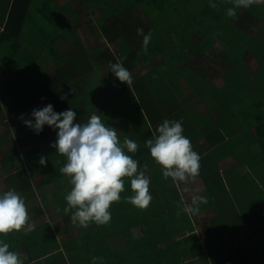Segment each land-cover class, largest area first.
<instances>
[{
	"label": "crops",
	"instance_id": "obj_1",
	"mask_svg": "<svg viewBox=\"0 0 264 264\" xmlns=\"http://www.w3.org/2000/svg\"><path fill=\"white\" fill-rule=\"evenodd\" d=\"M116 4L117 0H0V194L15 189L35 224L34 231H13L3 238L9 240L10 250L22 253L24 264H75L61 255L63 244L80 231H85L82 241L86 245L104 240L107 232L100 230L106 226L96 223L88 227L72 223L71 212L65 213L70 178L58 183L47 162L35 163L43 153L44 141L19 117L32 119L33 109L51 104L57 113L75 111L78 123L93 113L101 116L110 110L122 125V117L135 116L142 104L138 88H154L150 73L170 60L166 55L145 67L137 65L129 84L110 72L109 62L123 64L122 57L116 60L114 55L122 44L109 41L101 21L106 20L104 8ZM220 4L233 7L230 0ZM260 5L264 0L247 9ZM151 9L148 21L159 14L156 7ZM255 12L230 18L240 34L234 51L217 43L199 49V31L193 34V53L179 40L174 43L182 50L173 75L190 68L194 82L208 84L206 92L195 90L183 108V99L178 97L175 111L182 120L183 134L201 156L200 175L187 185L171 180L173 190L157 196L164 204L161 215L146 224L130 222L133 225L125 233L129 244L122 241L121 223L113 219L116 224L109 239L114 236L120 248L128 249L131 260L142 240L157 243L154 264H225L228 260L264 264V158L258 153L262 148L258 125L249 120V116L256 121L264 116V97H259L256 88L250 90L257 94L251 98L243 93L253 84L264 87V11ZM237 83L241 92H234ZM92 92H98L96 97L104 93V103ZM106 102H115L112 110ZM118 108L129 112H118ZM135 124L140 125V120ZM259 127L264 128V120ZM132 132L120 129V141L125 136L132 139ZM148 155L147 164H157ZM185 187L191 191L185 192ZM193 195L204 197L207 203H200L197 212H184ZM31 204L37 206L32 209ZM136 208L131 212H137ZM97 233L96 239L85 240ZM161 251L166 256H157Z\"/></svg>",
	"mask_w": 264,
	"mask_h": 264
},
{
	"label": "trees",
	"instance_id": "obj_2",
	"mask_svg": "<svg viewBox=\"0 0 264 264\" xmlns=\"http://www.w3.org/2000/svg\"><path fill=\"white\" fill-rule=\"evenodd\" d=\"M221 1L211 0L212 3L217 5L216 8H212L209 6L210 0H117L116 5H108L102 11V16L105 15L106 20L101 21V25H103L109 41L115 45H118V43L122 44L121 51L118 54H114L116 60L122 57L124 67L130 72L134 71L137 65L145 67L154 58H163L166 55L170 57L169 61H165L150 73L155 83L153 85L154 88L148 89L145 87L142 90L140 89L143 86L138 88V94H140L142 104L138 107V113L135 116H123L122 125H118L117 117L113 111L107 110L105 112L106 114L101 115V119L105 125L111 127L117 126L118 134H120V129L125 127L126 130L133 131L132 139H143L137 152L129 153V155L140 162L138 170L144 171L145 175L150 178L149 190L152 201L147 209L136 208L137 212H131L134 206L125 199L133 195L130 179L123 178L125 181V189L120 194L121 200L114 202L109 209L113 218L108 224L101 225L106 226L100 230H105L107 237L104 236V240L100 242L97 241L86 245L82 241V234L85 231H80L78 235L70 238L68 243L63 244L64 251H61V255L65 260L68 257L69 261H74L76 262L75 264H92V257H98L102 258V260L98 259L96 264H154L152 260L154 257L153 250L157 246L156 242L151 245L145 244L142 240L138 242V249L134 252L135 260H131L128 249L122 246L120 248V244L115 241L114 236L109 239L113 232L112 227L116 224L113 219L121 223V233L123 234L126 233V229H129L133 225H130V222H145L146 224L152 221L153 218L155 219L161 215L159 209L163 208L164 204L160 200L161 197L159 195H162L163 192L165 193L166 190H173L172 187H169L172 178H168V180L163 178L160 165L155 163L147 164L145 159L149 157L147 151L149 149L145 147V142L146 139L153 138V133L157 131L158 126L163 123L164 119L178 120L177 114H175L178 97L183 99L182 106H180V108H183L186 100L195 93V90L204 89V92H206V86L208 84L204 80H196L194 82L190 68H187L184 74L173 75L174 67L178 65L176 63L182 50L181 47L178 48L180 46L179 44L174 43H177L179 40L185 47L191 48V53H193V34L195 31H199L201 36L200 42H197L200 43L199 49L207 50L209 48L206 47L214 46L216 43L225 46L230 51L236 49V41L239 39L240 34L235 32L232 20L226 15L225 11L228 9V6L221 5ZM146 2H148V8L144 6ZM152 7H156L159 10V14L154 19L148 21L147 15L152 10ZM253 11L261 14L264 11V5H260L255 10L252 8H238L236 13H239V17H245L249 12L252 13ZM138 28H142L145 35L151 32L152 38L146 53L143 51V37L137 34ZM179 77L182 79H178ZM146 81H148L147 76ZM237 84L234 86V92H241V88ZM212 87L214 92H216L214 85ZM261 87L253 84L248 89H244L243 93L248 98H251V96H256L257 94H252L250 90L256 88L258 89L259 97L262 98L264 97V87ZM219 92H224V90L221 89ZM248 106H250V103ZM118 109V112H129L125 108ZM151 117L152 123L149 121ZM253 117L249 116V120L251 124H253L254 120V123L258 125L256 126L258 141L262 146L258 150V153L264 158V128L259 127L263 123L264 116H260L257 121ZM137 120H140V125L135 124ZM246 120L248 121V119ZM74 123H78L77 118ZM145 128L147 129V133ZM57 132L58 130H54L53 127L45 125L42 132L37 134L34 131V135L44 141L45 145L42 146L43 153L41 157L46 159L47 166L52 171L53 176L56 177V182L61 183V181H65L67 178V176H64L59 171L66 163V158L58 154L55 148L51 147L57 139ZM41 157L36 159L35 163L40 161ZM116 212H119L121 216L117 217ZM91 224H94V222ZM122 241L129 244V241L124 238ZM161 253L162 251L157 256L162 258L167 254L162 255ZM74 255L75 257L72 258ZM85 255L86 257L82 259Z\"/></svg>",
	"mask_w": 264,
	"mask_h": 264
},
{
	"label": "clouds",
	"instance_id": "obj_3",
	"mask_svg": "<svg viewBox=\"0 0 264 264\" xmlns=\"http://www.w3.org/2000/svg\"><path fill=\"white\" fill-rule=\"evenodd\" d=\"M233 7L226 11L230 18L236 17L237 8H248L261 0H230ZM210 7L217 5L210 0ZM137 34L143 37V51L146 53L151 41V32L144 34L142 28ZM110 72L121 82H131V72L120 62H109ZM32 119L23 120L25 125L37 134L45 125L58 130L57 139L51 147L66 158V163L59 169L60 173L70 178V191L66 194L65 213L71 212L73 224L79 223L88 227L94 222L105 225L111 221L109 211L114 202L121 200L125 189L123 178L130 179L133 195L126 201L139 209H147L152 201L150 195V178L139 169L140 162L129 153H136L138 143L124 137H118L115 127L105 125L101 116L93 113L86 122L74 123L76 112L72 109L57 113L48 104L40 109H33ZM182 120L164 119L153 133V138L145 142L151 157L161 166L164 179L172 178L174 182L185 185L189 180L195 181L200 175L199 153L193 150L192 143L184 134ZM40 164H46L44 157ZM185 192L191 191L185 187ZM207 200L199 195L191 197V205H185L184 212L199 211V204ZM196 206V207H193ZM26 229L34 231L35 224L30 222L24 198L15 190L9 189L0 194V234ZM102 258L92 257V264ZM0 264H24L22 253L10 250V244L0 240Z\"/></svg>",
	"mask_w": 264,
	"mask_h": 264
},
{
	"label": "rangeland",
	"instance_id": "obj_4",
	"mask_svg": "<svg viewBox=\"0 0 264 264\" xmlns=\"http://www.w3.org/2000/svg\"><path fill=\"white\" fill-rule=\"evenodd\" d=\"M147 71V69H145L144 70V72H146ZM113 80V79H112ZM109 81H111L110 80V78H108V82L106 83V87L109 85ZM92 85H94V86H96V84L94 83V84H92ZM96 93H98V92H96ZM96 93H94V92H92L91 93V95H93V96H95L96 97ZM95 97H91V99H94ZM104 97H105V95H104V93H99V95L96 97V100L98 101V102H100L101 104H103L104 103ZM119 102H121V100L119 101ZM109 102H106L104 105H107V109H113V106L115 105L114 103H110V104H108ZM110 111V110H109ZM138 113V112H137ZM134 141H136L137 143H138V145H140L142 142H143V139L142 138H138V139H133ZM138 148H140V146L138 147ZM148 152H150V150H148ZM173 186V184H172V182L169 184V187H172ZM40 196L42 197V194H40ZM36 202H37V205H39L40 203H39V201H37L36 200ZM36 204H31V208L33 209L34 207H36L37 206ZM27 208H29V207H27ZM42 215H47V214H45L44 212L42 213ZM116 215H117V217H119V216H121V214L119 213V212H116ZM48 216H50V215H48ZM65 223V222H64ZM8 236V235H7ZM121 236H123V238L124 239H126L127 241H130V239H129V236H128V234H125V233H123V234H121ZM4 235L3 234H0V240H4ZM98 237V233L96 234V235H88V236H86L85 237V240H88V239H96ZM5 241V240H4ZM8 241L9 240H7V241H5V242H7L8 243Z\"/></svg>",
	"mask_w": 264,
	"mask_h": 264
},
{
	"label": "built area",
	"instance_id": "obj_5",
	"mask_svg": "<svg viewBox=\"0 0 264 264\" xmlns=\"http://www.w3.org/2000/svg\"><path fill=\"white\" fill-rule=\"evenodd\" d=\"M263 214H264V212H263ZM225 264H235V263L232 260H228V261H225Z\"/></svg>",
	"mask_w": 264,
	"mask_h": 264
}]
</instances>
